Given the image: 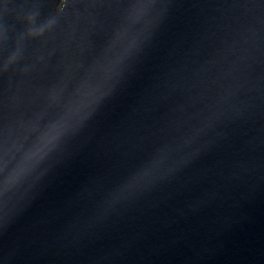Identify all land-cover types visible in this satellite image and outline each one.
I'll return each mask as SVG.
<instances>
[{
  "label": "water",
  "instance_id": "1",
  "mask_svg": "<svg viewBox=\"0 0 264 264\" xmlns=\"http://www.w3.org/2000/svg\"><path fill=\"white\" fill-rule=\"evenodd\" d=\"M0 264H264V0H0Z\"/></svg>",
  "mask_w": 264,
  "mask_h": 264
}]
</instances>
